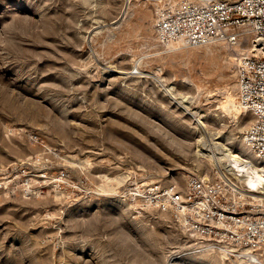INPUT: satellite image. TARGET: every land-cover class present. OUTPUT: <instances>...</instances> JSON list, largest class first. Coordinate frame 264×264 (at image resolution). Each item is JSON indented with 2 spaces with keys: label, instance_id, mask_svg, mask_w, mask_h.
<instances>
[{
  "label": "rangeland",
  "instance_id": "1",
  "mask_svg": "<svg viewBox=\"0 0 264 264\" xmlns=\"http://www.w3.org/2000/svg\"><path fill=\"white\" fill-rule=\"evenodd\" d=\"M126 3L0 0V264L238 263L130 194L229 176L205 155L240 151L249 123L218 110L236 93L235 51L160 49L155 6L134 0L115 23ZM183 98L208 113L213 137L195 130ZM61 171L69 182L57 188Z\"/></svg>",
  "mask_w": 264,
  "mask_h": 264
},
{
  "label": "built area",
  "instance_id": "2",
  "mask_svg": "<svg viewBox=\"0 0 264 264\" xmlns=\"http://www.w3.org/2000/svg\"><path fill=\"white\" fill-rule=\"evenodd\" d=\"M145 1L155 6L154 36L160 49L251 47L252 54L235 62L236 97L249 118L243 141L256 162L264 163V0ZM51 181L61 188L69 182L68 174L61 171ZM246 186V194L240 195L230 179L191 176L183 185L138 186L130 194L144 207L174 217L199 248L263 264L264 200L252 198L254 189Z\"/></svg>",
  "mask_w": 264,
  "mask_h": 264
},
{
  "label": "bare ground",
  "instance_id": "3",
  "mask_svg": "<svg viewBox=\"0 0 264 264\" xmlns=\"http://www.w3.org/2000/svg\"><path fill=\"white\" fill-rule=\"evenodd\" d=\"M132 5H135L133 0L130 1L129 4L126 3V5L123 8L122 14L120 15L119 20L116 21L115 23H117V22L125 19V17H127L129 10H130ZM96 35H97V33L94 34V36H96ZM234 51H235V53H233L234 56L231 57V59L233 61L235 59L237 61L241 57V55H247V54L250 55L253 52L251 50V47L250 48L249 47L241 48V49L238 48L236 50L234 49ZM134 61L137 63L139 60L135 59ZM141 61H139L138 63H141ZM136 70L138 71V73H136V74H142L141 71L139 72L138 68ZM134 73H135V71H131V72L124 73V74H132L133 75ZM233 88L235 89V91L237 90L236 83H235ZM197 89H198V91H200L201 87L197 86ZM165 91L168 93H173L175 91V88H174V86H168L165 89ZM224 99L225 100L223 102H221L220 105H218L219 106L218 110H220V112L222 114H225L226 116L233 114L237 120H240V118L246 116V113L243 111V109L240 107V105L237 101L236 93H235V95H233V93L228 92V96H225ZM176 103H177V105L180 106V108L185 109L188 112L187 114L191 118L194 119V122H195L194 128L196 131H198L199 133H202L203 135L210 134V137L212 136L211 131L209 130V128H207V125H208L207 124V119H208V113L207 112H204L203 109L196 110L198 105L193 106L194 105L193 102L187 98H183L181 101H176ZM193 109H195L196 111H194ZM213 116L219 117L220 114L214 113ZM239 125H240V123H239ZM244 130H245V128H244ZM216 135H217V133H216ZM239 146H240V151H234L233 149L229 148L220 154L210 151L209 154L205 155V153H204L205 149L200 148V144H199V146H198L199 149L197 150L196 154L200 157L203 156V158H204V155L207 156V158H209V160H211L214 164L217 165L216 167H218V168L220 167V168H222V170H225L226 172H228L229 176L223 175L222 179L223 180L225 179L227 181L230 179L232 182H234L238 187L237 191L240 195L246 194V189H247L246 185L249 184L254 189L251 191V193H249V195L252 198H254L255 200H264V163L256 162V160L254 159V156L252 155V153L250 152V150L247 148V146L245 145V143L243 141V135H242L241 140L239 141ZM113 180L114 179H112V178L110 179V177H109V182H112ZM118 181L120 182V180H118ZM57 193H58V191H57ZM217 252L219 253V255H221L226 260H229L230 257L232 256L229 252L224 251V250L217 251ZM234 256L238 259L237 264H245V262L241 260V258H243L242 256L240 257V259H239V256H237V255H234ZM190 258H193V256H190ZM263 264H264V262H263Z\"/></svg>",
  "mask_w": 264,
  "mask_h": 264
}]
</instances>
